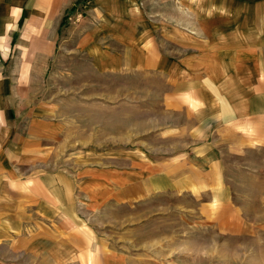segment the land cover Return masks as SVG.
Here are the masks:
<instances>
[{"label":"rangeland","instance_id":"1","mask_svg":"<svg viewBox=\"0 0 264 264\" xmlns=\"http://www.w3.org/2000/svg\"><path fill=\"white\" fill-rule=\"evenodd\" d=\"M92 1L78 0L59 31L53 18L48 41L36 40V15L32 32L17 26L9 57L13 26L0 33V83H33L17 91L65 123L68 138L49 164L74 174L81 200L79 226L66 218L17 264H264L263 155L233 164L225 153L209 169L219 193L175 179L207 169L189 152L204 142V17L217 0H118V19L96 17ZM46 46L49 56L39 55ZM154 52L161 63L138 70ZM175 158L188 164H169ZM139 172H168L178 190L125 201Z\"/></svg>","mask_w":264,"mask_h":264},{"label":"crops","instance_id":"2","mask_svg":"<svg viewBox=\"0 0 264 264\" xmlns=\"http://www.w3.org/2000/svg\"><path fill=\"white\" fill-rule=\"evenodd\" d=\"M117 1L93 0L94 15L99 17V14L107 13V19H118L113 18V14L118 4L121 7L123 3ZM77 2L0 0V10L4 12H0V33L7 34V26H13L4 46V55H10L17 26L21 28L25 23L32 32L36 15L39 22L36 40L48 41L51 39L47 33L51 20H57L59 31L64 25L61 26L64 17ZM210 3H207L209 14L204 17V25H211L207 33L204 29V142L189 152L207 169L175 179L179 188L185 190L200 187L201 191H208L209 187L216 186L213 189L219 193L222 184L209 169L214 164H225V153L233 154L236 159L233 164H239L237 158L245 155L261 154L264 157V0ZM38 51L41 56H49L47 46L46 50ZM151 55L155 57L154 61L153 58L138 59V70L161 63V54L154 52ZM89 56L95 58L96 54ZM206 70H210L209 73ZM23 85L29 87L33 83H0V264H17L22 249L35 248L33 243L37 241H41L40 249H43L42 241H48L49 229L62 231L66 218L73 228L75 223L76 226L80 223L78 180L57 164H49L52 154L60 150L59 147L63 150L68 138L65 123L58 117L55 121L45 102L35 103L27 93L21 94L24 91L19 93L18 87ZM172 87L177 88V84ZM180 161L175 158L169 164L185 163ZM168 177L171 178L168 172H163L160 177L159 172L150 175L139 172L136 179L123 188V198L128 201L136 194L139 200L161 191H177V184Z\"/></svg>","mask_w":264,"mask_h":264},{"label":"trees","instance_id":"3","mask_svg":"<svg viewBox=\"0 0 264 264\" xmlns=\"http://www.w3.org/2000/svg\"><path fill=\"white\" fill-rule=\"evenodd\" d=\"M65 18H66V17H64V19H65ZM63 21H64V20H63ZM63 21H62V23H61V26H62V25H63V23H64Z\"/></svg>","mask_w":264,"mask_h":264}]
</instances>
